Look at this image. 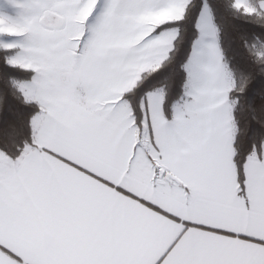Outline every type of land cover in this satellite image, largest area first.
<instances>
[{
	"label": "snow or ice",
	"instance_id": "6c2138e0",
	"mask_svg": "<svg viewBox=\"0 0 264 264\" xmlns=\"http://www.w3.org/2000/svg\"><path fill=\"white\" fill-rule=\"evenodd\" d=\"M0 264H264V0H0Z\"/></svg>",
	"mask_w": 264,
	"mask_h": 264
},
{
	"label": "trees",
	"instance_id": "16d2710c",
	"mask_svg": "<svg viewBox=\"0 0 264 264\" xmlns=\"http://www.w3.org/2000/svg\"><path fill=\"white\" fill-rule=\"evenodd\" d=\"M225 42H227V36L225 37Z\"/></svg>",
	"mask_w": 264,
	"mask_h": 264
}]
</instances>
